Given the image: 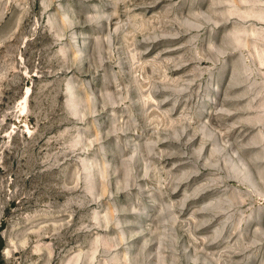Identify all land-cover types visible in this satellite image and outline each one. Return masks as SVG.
Listing matches in <instances>:
<instances>
[{"label":"rangeland","instance_id":"obj_1","mask_svg":"<svg viewBox=\"0 0 264 264\" xmlns=\"http://www.w3.org/2000/svg\"><path fill=\"white\" fill-rule=\"evenodd\" d=\"M0 264H264V0H0Z\"/></svg>","mask_w":264,"mask_h":264},{"label":"bare ground","instance_id":"obj_2","mask_svg":"<svg viewBox=\"0 0 264 264\" xmlns=\"http://www.w3.org/2000/svg\"><path fill=\"white\" fill-rule=\"evenodd\" d=\"M30 92V90H29V88H28V90L26 91V96H27V94Z\"/></svg>","mask_w":264,"mask_h":264}]
</instances>
